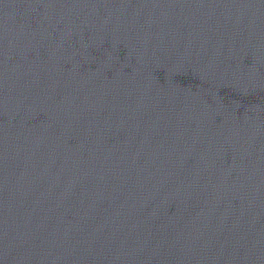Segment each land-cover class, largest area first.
Segmentation results:
<instances>
[{
  "label": "water",
  "instance_id": "95a60500",
  "mask_svg": "<svg viewBox=\"0 0 264 264\" xmlns=\"http://www.w3.org/2000/svg\"><path fill=\"white\" fill-rule=\"evenodd\" d=\"M0 264H264V0H0Z\"/></svg>",
  "mask_w": 264,
  "mask_h": 264
}]
</instances>
